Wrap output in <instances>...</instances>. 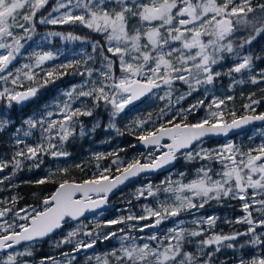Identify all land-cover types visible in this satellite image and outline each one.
Listing matches in <instances>:
<instances>
[{"label":"snow or ice","instance_id":"obj_1","mask_svg":"<svg viewBox=\"0 0 264 264\" xmlns=\"http://www.w3.org/2000/svg\"><path fill=\"white\" fill-rule=\"evenodd\" d=\"M47 3L48 0H0V81L10 82L13 86L21 88L25 80L30 85H35L23 90H17L16 87H4L0 90V99L7 101L8 108H11L13 104L24 105L34 100L42 88L55 83L71 66V64L60 65L65 72H60L59 75L55 71H44L42 66L46 61L53 60L55 55L51 51H43L32 54L30 57L32 63L24 64L14 71L10 68L21 53V49L24 48L22 41L32 39L37 13ZM76 10H79V13ZM133 20L138 23L132 24ZM39 23L79 24L102 34L104 45L99 41L92 43L93 52L99 50L101 53L102 69L98 70L101 80H92L93 69L86 68L85 72L89 79L82 85H73L62 92L61 96L64 99L52 105L56 109L55 112L48 110L49 106H45L41 113L29 116L23 121V125L28 128V131L23 133L25 137L31 135V129L39 127L42 139L35 145H26L18 135L22 129H16L17 135H14V142L17 146H24L15 151L11 161H0V172L11 164L12 175L23 167L24 160L33 161L34 166L39 168L43 162L42 155L45 153L53 157L69 156L70 153L64 150L63 145L74 135L77 126L81 136L86 134L78 118L91 116L101 102L106 108H110V117L113 122H110L109 127L115 128L114 120L117 116L142 97L153 94L162 85L169 91L159 99H167L169 104H171V89L175 81H182L189 88L187 93L177 98V103L185 96L191 95L201 85H212L215 78L222 74L214 71L213 66L224 59L225 53L236 54L239 60L228 70V75L250 70L253 56L240 57L238 49L250 45L257 36L264 34V3L253 6L252 0H57L52 11L47 16H42ZM240 28L249 29L253 34L243 38L234 46L232 38ZM18 32L23 35H18ZM55 36L63 37L65 40L82 39L71 33L60 32H49L45 39ZM175 44L179 46L175 47ZM105 45L107 53L115 57V60L103 54ZM91 59L93 57L89 55L87 60ZM87 60L83 62L86 64ZM117 60L121 72L119 77L114 74V65ZM72 63L79 65L81 61ZM37 69L39 71H36ZM41 72H43L42 78H40ZM260 81L264 82V72L260 73ZM251 82L255 84L258 81L252 77ZM234 83H243V81H234ZM86 87L87 90H85ZM83 98L92 100L91 108L84 104H81V107L73 106L74 102L81 101ZM226 99L231 100L232 97L228 96ZM203 103L204 101L200 100L190 105L188 109H181L176 116L186 117L187 113L196 111ZM258 103L259 101L253 99L251 104H246L244 107L254 111L253 105ZM224 105L225 99L213 98L208 106V114L195 123H187L186 120L177 123L176 116H173L166 124L147 129L145 126L153 123L151 114L146 120L134 121L135 128L142 133L138 139L145 147L155 146L167 150L160 155L150 152L145 158V163H141L140 159L113 160L112 163L116 166L118 175L110 178L107 175L110 173V168H104L98 175L80 183L65 179L59 182L55 192L42 200V207L29 206L30 212L25 209L14 212L17 197H13V208L0 209V218L8 216L9 213L13 214L11 223L7 220L0 222V229L3 230V234H0V249L12 248L14 244H19L21 241L41 239L61 228L62 223L67 219L75 220L85 211L100 209L106 204L108 194L119 185L140 173L160 169L173 163L181 150L185 149H187L183 153L185 160H216L221 164L222 170L214 172L210 167H201L197 169L196 178L186 184L180 181H162V184L166 185L163 192L172 195V202L169 203L166 199L161 202L158 209L145 208L147 215L138 217L129 215L126 219L143 221L149 217H155L154 224L144 225V227L152 228L169 218L178 217L182 212L203 208L209 200L238 198L243 202L242 209L246 215L235 222L247 224V230L231 235L213 234L201 239L197 247L201 255L208 257L202 262L193 253L183 250L184 242L189 237L204 235L207 229L201 225L207 224L211 228L218 217L208 216L194 220L193 223L197 225L195 230L188 231L177 225L169 228L163 238L156 234L148 238L151 241L159 242L161 239L166 241L167 244L163 246V250L159 243L157 247H152L149 243L141 246L131 237L123 235L120 248L105 254L103 264H110L109 256L115 259V264H211L213 253L203 252L204 248L213 245L216 251H220L222 246L233 248L235 245L232 242L243 236H247L248 240L244 245H240L241 248L245 245L264 248V233L257 231L258 228H264V144L247 152L231 142L218 149L200 148L195 152L191 150L194 143H201L206 136L226 135L230 130L239 129L250 121H264V113L237 119L232 112L231 122H224L225 112L222 108ZM213 107L215 110H212ZM164 115L165 110L162 109L158 119ZM54 116L59 118L53 119ZM9 124L10 120L0 119V131H4ZM98 124L99 122L97 126ZM57 128L59 131L55 132V135L60 141L59 145L52 143V133ZM92 131H95V126ZM165 137L171 140L170 144H161ZM45 139L47 148L44 146ZM102 157L103 154H97L96 158ZM60 171L67 172V169H60ZM180 175L183 176L184 173ZM214 176L218 178L214 179ZM11 179L12 176L0 177V184ZM47 182H49L48 177L35 181L36 184ZM249 190H252L251 197L248 196ZM145 191L148 196L157 195L151 185H148L147 189H139V195L143 196ZM185 193H191V195H185ZM77 194H80L79 197ZM196 197L201 201L198 204L193 201ZM254 205H259L256 210L262 214V218H253L251 209ZM21 212L25 214L21 216ZM16 217L25 222L18 223ZM124 220L125 217L108 220L106 225L119 224ZM180 224H183V221H180ZM81 234L90 239L76 240L73 252L92 248L102 235L96 231L81 233L77 229L70 231L58 243L72 244L74 238ZM115 236L116 233L109 232L103 235V239L108 240ZM125 241L131 242L125 243ZM24 255L31 256L32 252L26 250L16 255L9 254L3 264H18V256ZM100 259L97 257L98 264ZM40 264H58V262L51 257H46ZM239 264H264V253L250 260L241 258Z\"/></svg>","mask_w":264,"mask_h":264},{"label":"trees","instance_id":"obj_2","mask_svg":"<svg viewBox=\"0 0 264 264\" xmlns=\"http://www.w3.org/2000/svg\"><path fill=\"white\" fill-rule=\"evenodd\" d=\"M56 1L57 0H48V3L45 5V7L39 10L36 16L37 22L35 24V32L32 34V41H30L28 47L21 54H19L18 60L11 65V68L13 71L17 68H21L27 63L26 61L30 60L29 56H32L33 53L48 50L54 53L55 58L54 62H46L42 66L44 71H55L57 75H59L60 72H65V69L60 68V65L71 64V66L67 68L66 74L60 76V78L57 79L55 83H50L46 87L42 88L34 100L29 101L24 105L13 104L11 108H8L6 101H0V119L10 120L9 126L4 131H0V161H3L4 159L11 160L15 151H17L18 148L22 146H17L15 144L14 134L18 128L22 129L20 132L28 131L27 126L23 125V121L27 117L41 113L45 106H48L49 102L59 93L68 90L79 82L89 79L87 73L81 71L82 66L85 64L83 61L87 60L89 55H91L93 59L87 60V62H94L96 60L97 62L94 64V67L96 69H102L101 53L99 50L93 52L92 49V43L96 41H99L102 45L105 44L102 34L96 33L79 24L44 25L39 23V19L42 16H47L48 13H50ZM261 2L264 3V0H261ZM241 29L247 31L250 35L253 34L249 29ZM49 32H60L64 34L71 33L75 36L81 37L82 39L65 40V42H62V37L55 36V40H53L51 43V47H47L48 42H46V39L43 40V38H45ZM40 41H44L43 44L40 43ZM235 43L239 44L240 42L235 41ZM253 46L256 48L257 52L262 51L260 55L261 58L264 55V34L256 37L253 42ZM245 49L246 52H248L246 47ZM257 52L254 53V55L257 54ZM103 54L109 56L111 59H116L115 57H112L110 53H107L106 45ZM73 61H81V63L76 65L72 63ZM36 71L39 70L37 69ZM256 71H264V61L254 60L250 70H245L239 74L233 73L235 80H242L243 83H235L234 85H231L228 82H225V77L221 78L223 81L221 80L220 84L225 86L233 96L234 106L236 107V111L234 112L235 118L245 114L264 113V82L260 81V73H257ZM93 72L94 74L91 79L94 81H99V79H96L95 77L96 72L94 69ZM80 73H84V75H80ZM114 74L117 77L121 75L118 60L114 65ZM42 77L43 72L40 73V78ZM252 77H255L258 82L253 84L251 82ZM22 83L23 88L35 86L30 85L26 80ZM217 92L219 91L217 90ZM152 96L153 94H150L136 103L132 108L125 109L123 113L115 118V128L109 127L110 122H113L111 121L110 117L111 110L110 108H106L103 102H101L99 107L93 110V114L91 116L79 117L78 122L83 124L86 134L81 136L79 127L77 126L74 135L63 145L64 150L70 153L66 160L61 161L63 164H65V167L58 166L52 168V166L49 164L51 156L45 153L42 155V168L36 172H31L34 168V162L28 160L27 163L23 164L26 170L20 169L16 171L15 175H10L12 176L10 181L5 180L4 183L0 184V202L3 204V206L13 208V202L11 203L12 198L17 197V200L15 201L16 204L13 209L17 207L29 206L32 204H37L38 206L42 207V200L45 197L50 196L55 191L59 182L65 179L74 181L90 179L94 175H98L100 173V169L104 165L110 166V173L108 174L114 176L117 174V172L116 166L113 165L112 161L118 157L125 159L124 161L129 159H140L141 161H146L144 156L146 152L139 153V151L142 150L137 146V141L139 140L138 137L141 134V131L135 128L133 122L136 120H146L148 119L149 114H151L153 123L148 124L145 127L147 129H152L153 127H159L161 122L166 124L168 120L172 119L166 112L163 117L158 119V114L162 109L166 110V107L163 105L161 100L150 104ZM253 99L259 101L258 104L253 105L254 111L246 109L244 105L251 104ZM83 100L86 101L87 107H92L93 102L90 98H83ZM77 102V104H79L80 101ZM232 104L233 102L230 100L225 101V105L229 107ZM205 105L206 102H204L201 107H204ZM232 118V115H228L225 117V121ZM181 120H186L187 123H191L194 121V118L192 115H188L186 117L179 116L176 118L175 122H181ZM97 122H99L98 126ZM94 126L95 131H92L91 129H93ZM37 128L31 129V135L29 136L31 141H35L34 137L32 139V136L36 137L35 143H37L40 139L39 134H35ZM117 129L119 131H117ZM257 129L263 130L264 125H254L253 127L247 129L243 136L237 135L233 137L234 142L242 151L247 152L249 149H253L257 145L261 137L260 133L254 138H249L250 134ZM227 140H229V138L222 140H207L204 144L207 146H214L219 142H225ZM58 141L59 140L57 139L55 144H57ZM44 146L45 148L48 146L46 140L44 141ZM97 149H102L104 151L103 157L100 160V167L95 166V157L92 155V152ZM199 163L200 162L198 159L187 161L184 159V155L180 154L176 168L177 170L188 168L190 170L186 176L188 178L191 177L193 170L198 166ZM10 169H12V167L0 172V177L7 175L10 172ZM60 169H67V172H61ZM165 174L143 176L139 178L138 181L121 190L115 197L117 207H120L121 209L112 210L107 215V218L110 219L119 213H128L129 211H137L139 215H144V213H146L145 208H150V206L156 205V199L155 196H150L148 198L145 197L146 192H144L143 196L138 195V190L140 189L139 184L148 182L150 180L157 181L162 175ZM44 177H48L49 182L44 184L35 183L36 180ZM249 194L250 192H248V196ZM223 200H225V198ZM223 200H213L211 204H214L218 207V205L224 204ZM252 216L254 219H257L255 213H252ZM261 217L262 214L260 215V218ZM86 220V218L80 219L81 222H85ZM150 221H155V217H150L143 221L135 219L127 220L125 218L123 222L109 226L118 229V231L114 232L116 233V237L127 235L134 240V238L140 233L137 232L136 227ZM78 222L74 224H77ZM170 222L171 219L163 221L160 224L158 230L163 232L164 228ZM69 227L70 224H65L63 229L58 234L52 236L47 241L41 243H30V245H33V250L31 251L32 255L18 256V264H40V262L46 257H51L53 259L54 257L59 256V254L62 255L64 248L62 249L58 245H53L49 243V241H55L57 239L61 241L60 238L62 237L63 232ZM221 231H223V229ZM76 240H80V235L74 238L73 243L69 245L70 248H68V244H64L63 246L65 249L68 248L69 251L67 253H72L75 255L72 264H98L93 261L90 253L101 252L103 254H107V251L112 249L115 245L112 238L104 240L103 237H101L97 240L96 244L92 248L82 249L79 252H73V247L75 246ZM240 251L245 254V256H243L245 260H249L252 252L262 254L264 253V248H260L259 246L245 245V247L237 249L235 252V258L232 261H238L240 259L238 257ZM6 255L8 256L9 253L5 254L4 256ZM216 260L217 259L215 257H212L211 263L215 264L214 262H217Z\"/></svg>","mask_w":264,"mask_h":264},{"label":"rangeland","instance_id":"obj_3","mask_svg":"<svg viewBox=\"0 0 264 264\" xmlns=\"http://www.w3.org/2000/svg\"><path fill=\"white\" fill-rule=\"evenodd\" d=\"M252 2H253V6H255L258 3H263V2H261V0H252ZM55 5H56V3H55ZM55 5L53 7H55ZM76 12L79 13V10H76ZM53 15H57V14L53 13ZM131 23L132 24H136L138 22L136 20H133ZM44 25H47V24H44ZM17 34L18 35H23V33H19V32ZM249 35L250 34L247 31H244L243 29L240 28V30L237 31L235 33L234 37L232 38L234 46L237 45L235 43V41L241 42V40L243 38H245V37H247ZM44 39L45 38H43V40ZM205 39H207V38H205ZM46 40H47L46 42H48L47 43L48 44L47 47H51V43L55 39H54V37H47ZM61 40H62V42H65V39L63 37H62ZM30 41H32V39L31 40H27V41H22V43H24V48L21 49V53L28 47ZM43 42L44 41H42V42L40 41V43H42V44H43ZM253 42H254V40L252 41V43L250 45H245L243 49H238V54H239L240 57H242L244 55H252L253 56L254 53L257 52L256 48L253 46ZM174 46L178 47L179 45L175 44ZM245 47L248 49V52H246ZM48 51H50V50H48ZM261 53H262V51L261 52L258 51L257 54H255L253 56L252 63H253L254 60H260V61L262 60V61H264V55L260 58ZM263 54H264V50H263ZM18 56H17V59L15 61L18 60ZM30 57L31 56H29V58ZM26 62H27L26 64H29V63H32V60H28ZM46 62H54V59L50 60V61H46ZM96 62H97L96 60L94 62H87L86 64H84L82 66L81 71L85 72L86 68L94 69L95 72H96V74H95L96 79L101 80V77H100V74H99V71H98V70H101V69H96L94 67V64ZM237 62H239V60H238V56L236 54H227V53H225L224 54V59L221 60L217 65L213 66L214 71L220 72L222 74L219 77L215 78V80H214L212 85H201L195 91H193L191 93V95L185 96V98L183 100H180L179 103H177V98L182 96V95H184L185 93H187L189 91V88H188V85L185 84L184 82L175 81L173 83L172 89H171V104H169V101L167 99H165V100L159 99L160 96H164L165 93L167 91H169V89L166 86H163V85L161 86L160 89L155 90V92L153 93V96H152V98L150 100V104L155 103V101L161 100V102H163V105L165 107L167 105L165 112L171 118H173V116H176V113L179 112L181 109H188L190 105L196 104L198 101L203 100L204 102H206V105L204 107L200 106V107H198L196 109V111L187 113V115H186V116L192 115V117L194 118V121L191 122V123H195L198 120L204 118L208 114V111H209V107L208 106L212 103L213 98L225 99V101H227L226 97L231 96L232 99L230 101H232L233 104L230 107L227 106V105L222 106L223 111L225 112V115H224V122H225V117H227L228 115H231L232 112H235L236 111V107L234 106V101H233L232 94L229 92V90L225 86L220 84V81L221 80L223 81V79H221V78L225 77V82H228L231 85L235 84L234 81H236V80L234 78V75H233V73L231 75H228V70L230 68H232ZM10 68H11V66H10ZM256 72L257 73H261V72H264V71H256ZM236 74H239V73H236ZM217 79H219V80H217ZM83 83H84V81L79 82L76 85H82ZM4 87H10V88L11 87H16L17 90L22 89L19 86H13L10 82L5 83L3 81H0V90H3ZM85 90H87V87L85 88ZM217 90L219 92H217ZM62 99H64V97H62L61 93H59L55 98H53L49 102L48 110H51V111L55 112L56 109L54 107H52V105L56 104L57 102H60ZM1 100L3 101V99H0V101ZM4 101H6V100H4ZM77 103H78L77 101L74 102L73 106L74 107H81V104L87 105L85 100H81L79 102V104H77ZM132 107H130V108H132ZM130 108H128V109H130ZM212 110H215V108L213 107ZM178 117L179 116H176V118H178ZM52 118L53 119H58L59 117L58 116H54ZM230 120H232V119H230ZM230 120H226V121H230ZM177 123H179V122H177ZM160 124H163V122H161ZM57 131H59L58 128L52 133V143L53 144H55V141L57 140L56 135H55V132H57ZM23 133L24 132H19L18 135H19V138L24 141V144H26V145H35V144L41 142L42 136H41V129L39 127L37 128V130L35 132V134L38 133L39 137H40V139L38 140L37 143H35V141H36V137L35 136H32V139L34 137L35 141H31L30 137L29 136L25 137ZM259 133L261 134V137H260L257 145L253 149H257L261 144H264V129L263 130H260V129L254 130L253 133L250 134L249 138H254V137L258 136ZM14 135H17V133H15ZM243 135H244V133L241 134V136H243ZM205 141H207V140H205ZM205 141L197 144L191 150L193 152H195V151H199L200 148H204V149H218V148L222 147L223 145H225V144H227L229 142H231L236 147H239L234 142V138L233 137L229 138V140H227L225 142H219V143H217L214 146H207L206 144H204ZM59 144H60V141L57 142V145H59ZM23 146L24 145H22L21 147H23ZM141 152H146L144 154L145 158L148 156V154L150 152L153 153L154 155L157 154L155 152V150H149V151L142 150V151H139V153H141ZM183 153H181V154H183ZM97 154H104V151L102 149H97V150H94L92 152V155L95 157V161H94L95 166L100 167V163H101L100 160L101 159H97L96 158ZM225 155H228V153H225ZM118 158L121 161L125 160V159H123L121 157H118ZM66 159H61L60 157L51 156V158L49 160L50 161L49 164L52 166V168H55V167H58V166L65 167V164H63L61 161L62 160H66ZM131 160L132 159H129L127 161H131ZM195 160H197V159H195ZM198 160H199L200 163L193 170V173L191 174V177H188V178L186 177L187 174L190 171L188 168L183 169V170H177V168L175 167L173 170L169 171L167 174L162 175L160 177V179L157 180V181L150 180L148 182H144V183L139 184V188L140 189H147L148 185H151L153 187V191L157 192V195H155L156 205H152V206H150V208L158 209L160 204H161V202L165 201L166 199H168L169 203L172 202V195L170 193H164L163 192V188L166 185L162 184V181H166V180L180 181L181 183H185L186 184V183H189L191 180L196 178L197 169H199L201 167H210V168L213 169L214 172H219V171L222 170V166L219 163V161H216V160H206L205 161V160H200V159H198ZM3 161H11V160L4 159ZM27 162H28V160H24L23 164H25ZM28 164H30V163H28ZM10 167H12L11 164L7 168H10ZM7 168H5V169L7 170ZM41 168H42V163L40 164L39 168H36L34 166V168H33V170L31 172H36L37 170H39ZM104 168H110V166L104 165L100 169V172ZM21 169L22 170H26L24 165H23V167ZM12 173H13V168L10 169V172L7 175L3 176V177L10 176V175H12ZM180 173H184V175L181 176ZM107 175H109V174L107 173ZM213 178L215 179V178H218V177L214 176ZM158 189H159V191H157ZM145 192H146L145 193V197H147V198L150 197V196L147 195V191H145ZM249 192H250L249 197H251L252 190H249ZM138 195H139V192H138ZM185 195H189L190 196L191 193H185ZM193 201H194V203H197V204L201 202L198 197L193 198ZM212 201L213 200H209L207 203H205L203 208L193 209V210L190 211V213L182 212L178 217L169 218V219H171V222L164 228L163 232H160V230H158L160 225H158L156 227H153V228H149L148 230H146L147 227H144V225L145 224H154L155 221L145 222V224L137 226L136 227L137 232L138 233L140 232V233H139L138 236H136L134 238L135 243L138 244V245H141V246L144 243H149L152 247H157L158 243H159V244L162 245L161 250H163V246H166V244H167L166 241H164L163 239H161V241H159V242L158 241H151L148 238L151 237L153 234H156L157 236L163 238L167 234V230L169 228L176 227L177 225H179L180 227H183L184 229H186L188 231L195 230V229H197V225L195 223H193L194 220H197L199 218H206L208 216H214V217H218V219L216 220L215 225L213 227H211V228H209L207 224L201 225V227L207 229V231L204 233V235H202L200 237H189V238H187L185 240V242H184V247H183L184 251L191 252L194 255H196L199 258V261L202 262L204 260H207L208 257L206 255H201L200 250L197 247L198 242L201 239H205V238H207L208 235H213V234L231 235V234H233L235 232H244L248 228V225L245 224V223H236L235 222L237 219H239V218H241V217L246 215V213L242 209V203L243 202L240 199H238V198H236V199L225 198V200H223L224 204L218 205V207L215 206L214 204H211ZM12 202L13 201H11V203ZM15 204H16V202H15ZM116 204H117V202H116ZM29 206L35 207V206H38V205L37 204H32V205H29ZM29 206L17 207L15 209H13V211L15 212V211H19L20 209H25L27 212H30L31 208ZM5 207H7V206H3V204L0 202V209L5 208ZM7 208H11V207H7ZM258 208H259V205H254L252 207L251 211H252V213L256 214L257 219H260L261 213L256 210ZM120 209H121L120 207H117V208L111 209L109 211L98 212L95 215H92V216L86 218L87 220L85 222H81L80 219H79V220H77V221H75V222L70 224V227L63 232V235H62V237L60 239L63 240L70 231L77 230V229H79L81 231V233L88 232V231H96V232L102 234L101 237H103V235H107L109 232L118 231V229H116L115 227H110L109 225H106V221L112 220V219H119V218L124 217V216H125V218H127L129 215L137 216V217L138 216L147 215V213H144V215H139L137 213V211L136 212L135 211L134 212H132V211L130 212L129 211L128 213H119L118 215H116L115 217H112L110 219L107 218V215L112 210H120ZM24 214H25L24 212H21V216H23ZM12 219H13V214L9 213L8 216L0 218V222H2L3 220H7L9 223H11ZM15 219L17 220L18 223L25 222V221L20 220L19 217H16ZM169 219H167V220H169ZM135 220H137V219H135ZM180 221H183V224H180ZM76 222H78V223L74 224ZM67 225H69V224H67ZM98 225H99V227H97ZM141 228H143V231H141ZM222 229H223V231H221ZM257 231L260 232V233H264V228H258ZM0 234H3V230L2 229H0ZM88 239H89L88 237H85L82 234L80 235V240H88ZM112 240H114L113 242L115 243V245H114V247L112 249L108 250L107 253H110L113 249H119L120 246H121V236L112 237ZM247 240H248L247 236L239 237L236 241L232 242L235 245V247H233V248H228L226 246H222L220 251H216V247L213 245V246H208V247L204 248L203 252H205V253L212 252L213 253L212 257H215L217 259L216 260L217 262H214L215 264H239V261H240L241 258L245 259L243 257V256H245V254L242 251H240V254L238 255V257L240 258L238 261H232V260L235 258V252L237 251V249H240L241 248L240 245H244L245 241H247ZM58 242H59V239H57L55 241H53V240L49 241V243H51L53 245H58L62 249L64 248V250H63L64 252L62 253V255L59 254V256L54 257L53 260L58 262V264H69V261H71V264H72V261L74 260V259H72V257L75 258V255L72 254V253L71 254L68 253L69 254L68 256L64 255L65 253H67L69 251L68 248H70L69 247L70 244H68V248L65 249V247H63L64 244L63 243H58ZM129 242H131V241H125V243H129ZM24 246H22V247H24ZM22 247H19V248L13 250V251L8 252V253L12 254V255H16L18 253H23L26 250L27 251H32L33 250V245H30V244H26V246L24 248H22ZM4 255H0V264H3V262L7 260L8 256L7 255L4 256ZM258 255H260V254L257 253V252H252L250 259L252 257L258 256ZM90 256H92V259H93V261H95V263H98L97 257H100L101 259H100L99 263L103 264L105 254H103L101 252H91ZM108 259L110 261V264H115V259L113 257L109 256Z\"/></svg>","mask_w":264,"mask_h":264},{"label":"water","instance_id":"obj_4","mask_svg":"<svg viewBox=\"0 0 264 264\" xmlns=\"http://www.w3.org/2000/svg\"><path fill=\"white\" fill-rule=\"evenodd\" d=\"M150 95V94H149ZM148 95H146L145 97H147ZM145 97H142L139 101H141L142 99H144ZM139 101L135 102L133 105H135L136 103H138ZM133 105L129 106L128 108L132 107ZM127 108V109H128ZM253 115H259V114H245V115H241V116H238L236 117L237 119H239L240 117H243V116H253ZM225 122H231L230 121H225ZM254 125H264V121H261V120H253V121H250L247 125H242L239 129H234V130H230L226 135L224 134H220V135H209V136H206L203 141L205 140H221V139H226V138H232L236 135H240L241 133H243L244 131H246L247 129L253 127ZM202 141V142H203ZM171 143V140L168 138V137H165L162 141H161V144L162 145H166V144H170ZM197 144L199 143H194V145L192 146L195 147ZM137 146L142 149V150H146V151H149V150H155V152H157L158 154L157 155H160L163 151H166L167 149L166 148H156L155 146H148V147H145L139 140L137 141ZM187 149L185 150H181V153L183 151H186ZM61 159H66L68 158L67 157H60ZM141 161V160H140ZM146 162V161H145ZM143 161H141V163H145ZM177 162H178V156H177V159L169 164V165H165L163 167H161L160 169H156V170H152V171H146V172H143V173H140L139 175H137L136 177H133L131 179H129L128 181H125L123 184L119 185L116 189H114L112 192H110L108 194V197H107V202L104 206H102L100 209H97V210H92V211H85L84 214L80 217H78L77 219L73 220V219H67L66 222H63L62 223V227L59 228V229H56L54 230V232L50 233L48 236H45L41 239H37L35 241H21L19 244H14L12 246V248H9V249H0V255H4L12 250H15L25 244H28V243H33V242H44V241H47L50 237H52L53 235H56L58 234L64 227L65 224H71L81 218H88L92 215H95L96 213L98 212H105V211H109L111 209H115L117 204L112 200L116 194H118L121 190H123L124 188H126L128 185L136 182L139 178L143 177V176H151V175H158V174H164V173H167L171 170H173L176 165H177ZM119 173L115 174V175H118ZM114 175V176H115ZM109 177H113L111 175H109ZM70 182H76V183H80L82 181H74V180H69ZM58 187V186H57ZM56 187V188H57ZM56 190V189H55ZM55 192V191H54ZM80 194H77V196L79 197ZM95 198V197H94ZM153 228V227H152ZM149 228L147 227L146 230H148Z\"/></svg>","mask_w":264,"mask_h":264},{"label":"flooded vegetation","instance_id":"obj_5","mask_svg":"<svg viewBox=\"0 0 264 264\" xmlns=\"http://www.w3.org/2000/svg\"><path fill=\"white\" fill-rule=\"evenodd\" d=\"M20 90H22V89H20ZM113 201L115 202V198L113 199Z\"/></svg>","mask_w":264,"mask_h":264}]
</instances>
